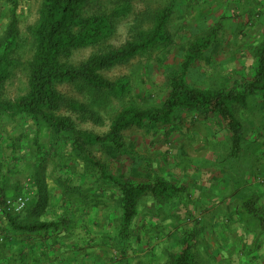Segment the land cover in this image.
I'll return each mask as SVG.
<instances>
[{
	"label": "rangeland",
	"instance_id": "obj_1",
	"mask_svg": "<svg viewBox=\"0 0 264 264\" xmlns=\"http://www.w3.org/2000/svg\"><path fill=\"white\" fill-rule=\"evenodd\" d=\"M13 1L18 4L17 15L21 45L16 54V60L20 66L3 88L0 95V99L3 101H14L28 91L27 65L34 53V42L30 28L37 23L42 4V0ZM13 1L0 0V40L5 36L10 23L11 11L14 8ZM262 1L132 0V11L126 17L117 20L115 34L98 46L75 52L70 62L79 65L93 55L123 46L136 33L151 29L153 17L159 10L167 6H173V17L169 23V31L173 37L171 45L154 47L144 56L136 57L127 64L118 65L101 73L110 81H117L123 77L130 78L133 88L131 96L135 99L138 106L142 108L159 106L167 95L171 78L179 71L183 54L187 47L197 38L204 36L217 18L224 14L227 19L223 22V27L215 46L193 66L188 83L192 87L197 88H227L233 84L234 79L250 78L252 75L254 67L252 51L263 37V14L248 23L246 22L248 16L243 14L247 13V9L255 10V12L263 10V7L259 5ZM96 2L105 11H110L114 8V5L120 4L121 0H96ZM251 22L252 24H250ZM58 90L66 98L90 106V111L99 118L101 124L94 121L85 123L77 120V126L80 131L91 132L99 136H103L108 132L113 117L124 105L122 101L108 94L94 93L82 85H59ZM249 103L250 109L248 112L240 115L241 110L238 111V116L241 119L252 118L254 120L252 112L254 110L257 112L262 107L261 105L257 106L256 102L254 103V99L250 100ZM196 115L194 114V116ZM260 115L261 123H257V120L256 122L253 121V126L248 121L246 122L249 132L247 133L246 131L243 142L242 155L244 158L242 159L245 166L259 168L264 171V139L259 140L258 143L256 142L261 128H263L264 133L263 112H260ZM188 117L190 115L187 116L182 112H178L175 119L186 121ZM187 122L188 124L190 123L189 120ZM211 123L223 135L221 139L223 138L224 140L219 145L213 146L211 142L207 141V138H209L207 134H211L212 128L206 130L205 128L198 129L195 126V130H191L193 136L201 134L204 137V141H207L202 143L205 150L202 156L207 157L216 153L227 158V165L234 163V159L230 156L232 143L228 141L227 135L220 128L222 123L220 124L217 120ZM24 126H26L25 123L20 119L16 121V124L5 123L4 126H0V141L7 134H11L21 138L26 143L23 133L29 129L32 133L30 137L32 143H28L29 148L27 149L31 150L32 153L34 152L35 161L31 162L32 166H27L17 172L11 170L12 175L9 178L10 181L12 176H14L15 185L24 187V190L27 188L28 191L19 197H26L28 202L33 197L32 191L35 192L34 186L36 181H38L37 177L42 175L40 168L44 170L43 172H49L48 174L54 168L55 172L50 181L53 180L54 184L59 183L62 185H67L70 182L74 183L75 188H77L75 194L79 197L81 196L79 193L80 188L86 192H91L88 193L86 200L84 199V215L78 206L81 202L79 197L71 199L70 206L75 211L65 214L67 219L72 221L69 224L72 236L76 234L75 249H73V258L76 264H167L169 253L179 249L183 238V233H176V230H185L188 226L190 228L189 231L197 228L199 229L198 232L202 231L207 236L209 235L212 242L215 239L216 230L209 228L211 225L209 220H212L215 214L214 211H211V208H208L207 220L203 221L201 219L195 224V219L200 218L199 210L196 207H187L185 209L187 221L184 220V222L173 224L167 221V218L163 220L164 212L161 208L156 211L159 209L156 200L145 199L141 204V211L144 213L149 209L152 214L157 213L161 216V219H157L159 222H137L134 230L130 233L128 241L125 243L120 242L117 235L121 228L122 210L118 187L111 183L98 182L96 171L85 161L74 157L67 139H63L59 145H56L51 142V138L46 133L36 136L31 128ZM161 130L153 127L126 132L125 137L128 146L126 150L121 152L109 145L93 147L90 148V151L96 159L107 167L108 172L121 182L129 179H153L163 175L171 168V164H168V161H163V155H157V152L161 151V154H163L166 149L162 132L160 133ZM36 152L38 153L36 154ZM248 153L251 157L250 160L246 156ZM33 155L31 154V158H33ZM39 155H41V158L37 162L36 159H38ZM190 160L192 161L190 162L191 166L203 162L202 159L199 162L192 158ZM172 161L180 163L177 158ZM203 163H207V161L205 160ZM238 163L241 164L240 161ZM222 164L223 162L220 163V166ZM67 168H74L75 173L71 177L64 176L63 178L61 173ZM142 170H147L149 174L143 173ZM151 170H156L160 175L153 176ZM4 174L7 176V173ZM42 181H45V179ZM262 200L264 208V193ZM172 202L170 201V203ZM34 205H36V201ZM10 206L8 204L5 207L3 206V208L8 210ZM224 214L228 215L227 213ZM82 218H86V221L81 222ZM225 221L227 223H223L218 231L222 241L226 239L227 226L232 227L234 225L233 222L230 223L229 216H226ZM244 225L248 228L247 231L249 230L256 238L239 239L240 244L248 245L253 243L258 245L259 250L255 247L249 250L254 251L256 255H260L258 256L260 258L259 263L264 264V237L261 234L262 232L259 229L257 230V222L249 219ZM236 226H238V222H235ZM207 231L209 232L207 233ZM68 236L70 235H65L67 238ZM64 241L66 244L68 243L67 239ZM64 241L59 242L64 244ZM84 247L85 249L83 250ZM195 251L199 264H217V256L209 255L208 251L204 249L202 242L196 243ZM56 252L54 251L50 256L56 255ZM59 253L62 254L63 252L59 250ZM57 257L55 260L51 259L52 264H62L60 261H63L64 257L61 255H57ZM241 259L246 262L253 258L250 255H242L240 257L236 256L235 261H240L241 263Z\"/></svg>",
	"mask_w": 264,
	"mask_h": 264
},
{
	"label": "trees",
	"instance_id": "obj_2",
	"mask_svg": "<svg viewBox=\"0 0 264 264\" xmlns=\"http://www.w3.org/2000/svg\"><path fill=\"white\" fill-rule=\"evenodd\" d=\"M131 1L121 0V3L114 5L112 10L105 11L96 0H42L38 21L30 28L34 53L27 65L28 91L14 101L0 99V126H4L5 123L16 124L20 119L25 123L24 127L35 132L34 135L46 133L56 145L67 139L74 157L85 161L96 171L98 182L111 183L118 187L122 215L121 228L117 236L122 243L128 241L130 233L134 230L139 209L145 199L156 200L159 209H162L164 205L178 198L183 190L160 178L121 182L93 156L90 148L109 145L121 152L127 149L125 133L128 131L153 127L166 128L172 125L178 112L211 114L218 118L223 128L231 134V156L237 160L244 141V125L237 109L248 110L249 101L252 99L264 101V30L262 40L252 51L254 67L250 78L235 81L230 88H197L188 83L193 66L215 46L223 22L227 19L224 14L217 18L204 36L197 38L187 47L179 71L171 78L167 95L159 106L146 108L138 106L131 96L133 88L130 78L123 77L117 81H110L101 73L118 65L127 64L136 57L144 56L154 47L171 45L173 37L169 31V23L173 17V6L159 10L153 17L152 28L136 33L123 46L93 55L79 65L71 63L70 59L75 52L98 46L115 34L117 20L126 17L132 11ZM13 5L9 26L5 36L0 40V95L5 84L20 66L16 60L21 45L18 4L13 1ZM260 5L263 7V1ZM246 11L247 13L243 15L248 16L247 23L261 17L259 11L250 9ZM262 26L264 27L263 24ZM64 84L82 85L94 93L108 94L124 103L113 117L105 135L99 136L78 129L77 120L100 124L101 121L90 111L88 104L68 99L61 94L58 86ZM31 134L30 129L23 133L26 143L11 134L3 135L2 140L5 147L11 149L14 155H23L28 150V143H32ZM40 156L36 159L37 162ZM3 167L4 164L0 165V173ZM3 178L0 175V241L6 244L13 231L27 233L29 237L35 236L36 244L44 250H49L44 251V259L55 260L57 254L52 255L53 258L48 253L54 251L58 253L64 247L59 241L68 239L65 235L72 236L69 225L72 221L67 219L66 215L43 221L44 212L40 211L38 215L35 213L36 210L33 212L35 199L32 196L21 214L4 210L3 206L5 207L8 198H17L25 193L24 187L17 184L14 191L10 190L7 183H3ZM236 213L239 217L247 215L257 222V230L259 229L264 237V208L260 209L257 197H251L243 202ZM198 231L199 229L193 228L183 233L179 249L169 253L167 264H199L195 251L196 238L200 235ZM57 245L60 247L57 248ZM250 256L253 259L246 262L241 259V264H260L258 257L260 255ZM0 264H4L3 261Z\"/></svg>",
	"mask_w": 264,
	"mask_h": 264
},
{
	"label": "crops",
	"instance_id": "obj_3",
	"mask_svg": "<svg viewBox=\"0 0 264 264\" xmlns=\"http://www.w3.org/2000/svg\"><path fill=\"white\" fill-rule=\"evenodd\" d=\"M260 4H262V2H260ZM244 8L246 9V7ZM259 12L261 15L263 14L264 25V0L263 10ZM241 79H234V82L239 81ZM231 86L232 85L227 88H230ZM254 103L257 106L261 105L262 107L259 108V111L255 112L254 110L252 112L254 120L252 118L241 119L244 125V140L246 131L247 133L249 132V128L247 126L248 124L246 123L247 121L253 126V123L256 122V120L257 123H261L260 112H263L262 119L264 121V101L255 99ZM249 109L250 103L248 110H242L241 108H238L237 110H241L240 115H242L248 112ZM185 115H190V117L186 118V121L174 118L171 126L163 128L160 131V133L162 132L161 134L163 135L164 145L166 149L163 151V154H161V151L158 150L159 152H157V155H163V161H168V164H171V168L167 170L163 175H160L156 170H151V174L153 176L157 174L160 175L153 179L144 178L129 180L150 181L160 178L164 179L166 182L172 184L175 187L181 188L183 191L178 195L179 197L176 198L172 203L164 205V207L161 209L164 212L162 216L164 219H162L166 220L165 218H167V221L172 222L173 224L184 222V220L187 219V212L185 210L187 207H196V209L198 208L199 210L200 218L195 219V224H197L199 220L201 221V219L203 221H205V219L207 220L206 214L208 213V208H211V211H214L215 214L213 216L214 218L212 220H209V223L211 224L209 228L216 230V237L212 242L210 240L209 235L207 236L205 232L203 233L201 231L200 235H198V237L196 238V243L202 242L204 249L208 251L209 255L213 254L217 256V264H241L238 263L239 261H235L236 256L256 255L254 251H251L249 249H252L254 247L258 249L259 246L252 243L253 239L251 242L252 244H240L239 239L256 238V236H253L249 230L248 233V228H246L244 225L248 222L249 219L252 220L251 217L246 215L239 217L236 213V210L240 207L243 202H245L250 197H257L259 199V207L263 210L262 199L264 193V171L260 170L259 168H251L250 166H245L243 164L242 159L244 158V156L242 155V149L239 153V158L237 159V161L234 159V163L230 165H227V158L222 157L216 153H213L207 157L202 156V153L205 151L202 143L208 141L211 142L213 146H215L217 144L219 145L224 140L223 138L221 139L223 135L219 131V129L213 126L214 124L211 123L214 120H217L221 124V121L211 114H197L198 116H194L193 113H186ZM188 120L191 124H188ZM195 126L198 129L205 128L206 130L208 128H212L211 134H207L209 137L207 138V141H204V137L201 134H196V136L192 135L191 130L193 131ZM220 128L227 135L228 141L231 142V134H229L223 128V126H220ZM260 130L261 131L258 134V139L256 140L257 143L259 142V140L264 139L263 128H261ZM3 142V140L0 141V165L4 164L5 168L3 167V171L0 173V175L4 177L3 183H7L10 190L14 191V176H12L11 180L9 181V178L12 175L11 170H13V172H17L19 170H22V168L32 166L31 162L34 161V152L32 153L31 150H28L27 152V150L25 149V154L14 155V152H12L11 149H7ZM37 153L38 152H36V154ZM31 154L33 155V158H31ZM246 156L247 159L250 160L251 157L249 156V153ZM9 157H11V159ZM176 158L180 161V163H175L172 161ZM191 158L195 159L197 162H199V160L201 159L203 162L206 160L207 163L202 162L197 163L195 166H191ZM238 161H240L241 164H239ZM221 162H223V164L220 166ZM43 171L44 170H41L40 168V173L42 175H39L37 177V180L39 182L36 181V184L34 186L35 192L32 191L33 197L37 205V209L36 205L34 206L33 212H35L36 210V215H38L40 211L44 212L45 214H43L42 220L45 221L51 220L52 218L56 219L57 217L65 215L70 211H75V209L70 206V203L72 201L71 199L79 197L77 194H75L77 188H75L76 186L74 185V183L70 182L67 185H62L59 183L54 184L53 180L50 181V179H52L53 173L55 172L54 168H52L50 174H48L49 172ZM4 173H7V176ZM74 173V168H67V170L62 171L61 176L63 178L64 176L71 177ZM143 173L149 174L147 170L143 171ZM43 179H45V181H42ZM26 191H28L27 188L26 190H23V193H25ZM79 193L81 195L79 197V200L81 202L78 206L80 207V211L84 215L83 210L85 200L89 195L88 193L91 192H86L85 190H82L80 188ZM17 198H8L5 202V205L10 204L12 206L16 202ZM159 210L160 209L156 211ZM139 211V215L136 219L137 222H159L158 220L161 219V216H159L157 213L152 214L151 210L149 209L144 213L141 211V209H139ZM224 213H227L228 215H225ZM226 216H229L230 223L233 222L234 225H232V227L227 226L228 233L225 235L226 239H223L222 241V238L219 236L218 231L221 228L220 226L226 222ZM82 219L83 220L81 222L86 221V218ZM235 222H238V226L236 227ZM188 227H186L185 230H176V233L188 232L190 229ZM208 232L209 231H207V233ZM11 234L12 235L10 238L8 237L6 244L1 243L3 241H0V262L3 261L4 264H47L48 262L52 263L49 258H43L45 255L44 251L48 252L49 250H44L42 247L36 244L34 242L35 236L29 237L27 233H17L15 231H13ZM83 235L85 236L84 233ZM75 236L76 235L72 237L71 235L68 236L67 244L64 241V247L61 248V251L63 252L62 254H60L59 252L56 253L57 255H61L62 257H64L63 261H61L63 262L62 264H76L73 258V249H75ZM32 243H35V245H33ZM59 247L60 246L57 245V248Z\"/></svg>",
	"mask_w": 264,
	"mask_h": 264
},
{
	"label": "built area",
	"instance_id": "obj_4",
	"mask_svg": "<svg viewBox=\"0 0 264 264\" xmlns=\"http://www.w3.org/2000/svg\"><path fill=\"white\" fill-rule=\"evenodd\" d=\"M27 203L28 199L26 197H19L12 206L8 207V211L14 214H20L25 210Z\"/></svg>",
	"mask_w": 264,
	"mask_h": 264
}]
</instances>
